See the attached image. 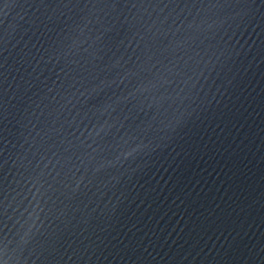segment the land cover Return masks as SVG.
<instances>
[{
	"label": "water",
	"instance_id": "water-1",
	"mask_svg": "<svg viewBox=\"0 0 264 264\" xmlns=\"http://www.w3.org/2000/svg\"><path fill=\"white\" fill-rule=\"evenodd\" d=\"M0 264H264V0H0Z\"/></svg>",
	"mask_w": 264,
	"mask_h": 264
}]
</instances>
